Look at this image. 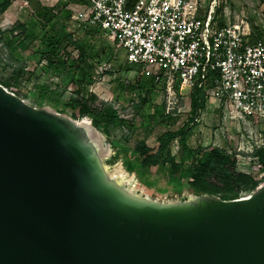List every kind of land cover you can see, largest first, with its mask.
I'll return each instance as SVG.
<instances>
[{
  "label": "water",
  "instance_id": "95a60500",
  "mask_svg": "<svg viewBox=\"0 0 264 264\" xmlns=\"http://www.w3.org/2000/svg\"><path fill=\"white\" fill-rule=\"evenodd\" d=\"M90 124L0 83V264H264V183L230 200L135 191Z\"/></svg>",
  "mask_w": 264,
  "mask_h": 264
},
{
  "label": "rangeland",
  "instance_id": "374dc122",
  "mask_svg": "<svg viewBox=\"0 0 264 264\" xmlns=\"http://www.w3.org/2000/svg\"><path fill=\"white\" fill-rule=\"evenodd\" d=\"M4 1L0 0V4ZM11 1V7L3 14L0 12V30L6 32L5 36L18 23L27 24L35 35H41L42 26L37 19L38 4H41L57 14L47 30L52 28L58 34H73V38L86 47L91 55L89 63L95 68L89 70L92 76L89 82L88 76L82 81L81 73L74 69L49 67L47 61L40 58L38 44L31 38H25L26 48L15 58L11 56V50L0 42V81L12 84L9 90L16 91L30 104L70 116L75 109L67 105L71 97L89 99L94 94L98 97V107L102 106V101L108 103L125 123L111 125V136L103 133L112 148L111 155H106L105 160L109 167L123 164L136 178L138 190L160 199L191 194L186 188L177 192L173 185H169L163 168L148 178L143 171L139 175L131 171V165L126 161V148H132L140 141L156 147L161 134L181 127L189 130L187 140L190 147H221L236 157L238 171L257 173L256 169L264 159L263 118L229 119L224 109L211 98L204 108H194L191 95L187 90H181L179 81H175L173 91H169L167 79L160 70L141 65L129 68L124 49L111 43L101 32L81 29L75 23L74 15L85 8L89 0ZM220 3L225 5L221 14L227 15L228 22H249L254 39H261L262 34L264 40V0H217V5ZM73 55L78 56L76 52ZM77 81H81L78 86ZM162 111L170 116L169 122H160L159 112ZM84 118L92 121L90 117ZM173 150L176 153L178 145ZM257 177L259 185L263 184L264 174ZM246 192L250 193L249 190Z\"/></svg>",
  "mask_w": 264,
  "mask_h": 264
},
{
  "label": "built area",
  "instance_id": "2783aa9c",
  "mask_svg": "<svg viewBox=\"0 0 264 264\" xmlns=\"http://www.w3.org/2000/svg\"><path fill=\"white\" fill-rule=\"evenodd\" d=\"M220 6L217 0H89L73 18L124 49L129 64L160 70L169 91L179 81L181 90L215 99L229 119H264V40L251 38L249 22L218 15Z\"/></svg>",
  "mask_w": 264,
  "mask_h": 264
},
{
  "label": "trees",
  "instance_id": "16d2710c",
  "mask_svg": "<svg viewBox=\"0 0 264 264\" xmlns=\"http://www.w3.org/2000/svg\"><path fill=\"white\" fill-rule=\"evenodd\" d=\"M11 5V0L4 1L0 4V12L5 13ZM38 5L37 19L42 26L41 35H35L27 24L18 23L7 31V36H5L6 32L0 30V42L11 50V56L15 58L16 54H21V51L26 48L25 38H31L38 44L40 58L46 60L49 67H68L70 70L80 72L82 81L87 76L89 82L92 81L89 70L95 67L89 63L91 55L86 47L76 41L71 33L58 34L55 29L47 30L57 14L41 4ZM224 8L225 5L222 4L217 14L223 13ZM221 25H224V22ZM253 36L252 39H254ZM260 37L263 38L262 34ZM74 52L77 53V57L73 55ZM128 66L134 68L138 65L128 63ZM80 82L77 81L76 85L78 86ZM0 83L8 89L12 86L7 82L0 81ZM176 89H179V83ZM190 95L192 107L199 109L205 107L207 99L202 90L193 91ZM70 100L67 105L76 109L72 113L73 117H90L93 125L107 136H111V125L118 126L125 123L108 103L102 101V106L98 107L96 105L98 97L94 94L89 99L71 97ZM142 102L145 103V100L143 99ZM159 114L160 122H169L170 116L165 115L164 111ZM188 134L189 130L186 127L167 130L157 138L156 147L150 146L146 141H140L132 148H126L128 156L126 161L131 165V171L138 175L140 171H143L148 178H152L163 168L167 183L173 185L177 192H182L186 188L190 192L219 195L225 200L236 199L241 193L248 190L252 192L259 186L257 176L264 174V159L260 161L255 175L240 172L237 170V159L234 155L217 146L190 147L187 140ZM114 144L117 142L114 141ZM176 145H178V151L174 153L173 147ZM255 154L261 156L259 152Z\"/></svg>",
  "mask_w": 264,
  "mask_h": 264
},
{
  "label": "bare ground",
  "instance_id": "6f19581e",
  "mask_svg": "<svg viewBox=\"0 0 264 264\" xmlns=\"http://www.w3.org/2000/svg\"><path fill=\"white\" fill-rule=\"evenodd\" d=\"M86 123L91 125L90 124L91 120L89 118H86ZM110 145H111L110 143L105 142L104 148H103L104 156L111 155L112 148ZM109 169H110V173L114 177H116L118 180L123 181V183L128 185L131 189L135 191L138 190V188L136 187V183H137L136 178L124 168L123 164L121 163L115 164L114 166L109 167Z\"/></svg>",
  "mask_w": 264,
  "mask_h": 264
}]
</instances>
